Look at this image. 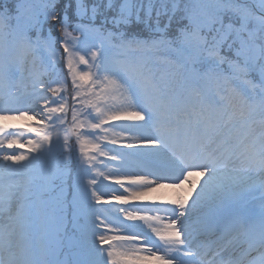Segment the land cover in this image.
I'll return each mask as SVG.
<instances>
[{"label": "snow or ice", "instance_id": "obj_1", "mask_svg": "<svg viewBox=\"0 0 264 264\" xmlns=\"http://www.w3.org/2000/svg\"><path fill=\"white\" fill-rule=\"evenodd\" d=\"M0 264H264V0L0 5Z\"/></svg>", "mask_w": 264, "mask_h": 264}, {"label": "trees", "instance_id": "obj_2", "mask_svg": "<svg viewBox=\"0 0 264 264\" xmlns=\"http://www.w3.org/2000/svg\"><path fill=\"white\" fill-rule=\"evenodd\" d=\"M10 3V0H0V5Z\"/></svg>", "mask_w": 264, "mask_h": 264}]
</instances>
